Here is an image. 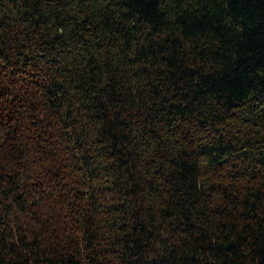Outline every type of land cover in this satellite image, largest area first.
Returning a JSON list of instances; mask_svg holds the SVG:
<instances>
[{
  "label": "trees",
  "instance_id": "16d2710c",
  "mask_svg": "<svg viewBox=\"0 0 264 264\" xmlns=\"http://www.w3.org/2000/svg\"><path fill=\"white\" fill-rule=\"evenodd\" d=\"M0 264H264V0H0Z\"/></svg>",
  "mask_w": 264,
  "mask_h": 264
}]
</instances>
